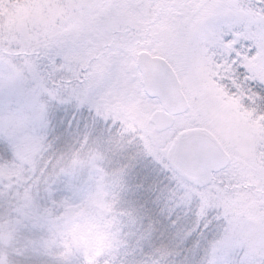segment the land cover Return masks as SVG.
Instances as JSON below:
<instances>
[{"label": "snow or ice", "instance_id": "1", "mask_svg": "<svg viewBox=\"0 0 264 264\" xmlns=\"http://www.w3.org/2000/svg\"><path fill=\"white\" fill-rule=\"evenodd\" d=\"M0 67L28 82L39 125L24 154L0 131L13 154L0 161L6 218L23 219L25 202L53 218L70 210L105 237L99 251L45 252L83 264H264V0H0ZM54 105L103 119L118 147L142 145L165 174L149 185L160 216L117 209L123 169L107 172L87 136L70 157L50 156ZM85 168L88 180L67 186L78 198L56 199L57 181ZM181 214L192 225L154 244L163 216ZM37 245L0 233V264Z\"/></svg>", "mask_w": 264, "mask_h": 264}, {"label": "rangeland", "instance_id": "2", "mask_svg": "<svg viewBox=\"0 0 264 264\" xmlns=\"http://www.w3.org/2000/svg\"><path fill=\"white\" fill-rule=\"evenodd\" d=\"M11 72L12 69L10 67H0V120L7 124L3 132L16 129L17 135L34 134L39 125L30 94V85L24 79L8 82L6 77ZM57 112H59V117H57ZM84 112L87 113V109ZM48 119L49 127L47 132L52 144L49 154L53 159L60 156L70 157L72 152L80 148L81 142L87 136L88 146L97 148L104 153L105 159L102 161V166L107 172L112 173L123 169L121 182L117 188V209L134 212L142 217L146 215L147 209L153 210L157 216L162 214V203L160 209L150 207V204L154 202L160 203L158 194H153L150 191V196L153 198L147 196L144 199L148 191H144L143 187H141L142 183H137L139 181L137 178L138 174L148 175L153 181L157 179L163 181L165 178V174L159 164L151 156L144 153L142 145L133 142L124 147H118L114 143L116 131L113 127L103 119L94 118L90 114L86 117L71 105L50 106ZM0 150H5L3 154L0 153V161L13 158L12 150L8 146L7 140L2 137H0ZM88 178L89 170L87 168L78 171L73 176L61 177L54 186L55 198L61 199L67 196L77 199L78 197L74 196L67 186L71 184L83 185ZM149 198L153 201L147 202ZM37 203L40 206H47L49 203L47 195L41 192L37 197ZM9 214L8 205L0 201V233L11 238L17 236L21 244L27 243L29 240L41 241L47 237L46 226L34 224L24 219H7L6 217ZM163 219L167 222L168 228L173 231L172 235L176 231L183 229L182 227L189 226L191 222L189 215L184 214H181L174 224L171 223L167 215H164ZM177 228L179 229L176 230ZM165 241L168 242V239L166 238ZM25 252H32L34 256L40 258L59 259L57 256L45 252L39 245L29 247ZM200 254L202 255V250ZM79 259L82 258L74 256L70 260L78 261ZM184 259H189L187 251L184 253ZM190 259L198 261L199 256L193 251Z\"/></svg>", "mask_w": 264, "mask_h": 264}, {"label": "clouds", "instance_id": "3", "mask_svg": "<svg viewBox=\"0 0 264 264\" xmlns=\"http://www.w3.org/2000/svg\"><path fill=\"white\" fill-rule=\"evenodd\" d=\"M6 127L7 124L0 120V131H5ZM8 133L14 147L24 154L33 134L17 135L16 129H10ZM18 211L24 220L46 226L47 237L36 241L44 249L51 250L61 243H68L78 250L95 249L99 251L105 243V237L101 233L83 227L85 217L78 218L70 210L65 211L62 217L53 218L38 212L34 205L25 202L18 206Z\"/></svg>", "mask_w": 264, "mask_h": 264}, {"label": "trees", "instance_id": "4", "mask_svg": "<svg viewBox=\"0 0 264 264\" xmlns=\"http://www.w3.org/2000/svg\"><path fill=\"white\" fill-rule=\"evenodd\" d=\"M63 129V127H62ZM5 150H0V153H4ZM46 206V205H43ZM42 206V207H43ZM142 217V216H141ZM189 219L191 222L189 223V226L182 227L183 229L190 227L193 223L194 217L189 215ZM165 221V220H164ZM176 227V226H175ZM177 228L176 230H178ZM163 231L159 233L158 237L155 238L154 244L159 245V244H167L170 243L171 240L168 236V233L170 232L173 234V231L167 227V229H162ZM168 239V242L165 241V239ZM163 240L161 242V240ZM145 253L142 250H139L137 253H135V256H130L129 259H138ZM13 264H83L82 259L77 260H70V261H63L61 259H54V258H40L37 256H34L32 252L26 253L24 252L23 255L17 257L14 259Z\"/></svg>", "mask_w": 264, "mask_h": 264}, {"label": "bare ground", "instance_id": "5", "mask_svg": "<svg viewBox=\"0 0 264 264\" xmlns=\"http://www.w3.org/2000/svg\"><path fill=\"white\" fill-rule=\"evenodd\" d=\"M145 173H147V172H145ZM148 174V173H147ZM137 178H138V180L139 181H137V183L138 184H140V183H142V186L141 187H143V189H144V191H148V194L146 195V197L144 198V199H146L147 198V196H149V197H151L150 196V189H149V185H150V183H152V182H154L148 175H143V174H138L137 175ZM157 179V178H156ZM152 193V192H151ZM151 198H153V197H151ZM151 198H149L148 200H147V202H149V201H153V200H151ZM150 207L151 208H153V209H160L161 208V203H159V202H154V203H152V204H150Z\"/></svg>", "mask_w": 264, "mask_h": 264}]
</instances>
